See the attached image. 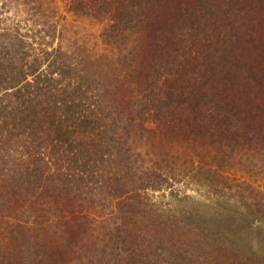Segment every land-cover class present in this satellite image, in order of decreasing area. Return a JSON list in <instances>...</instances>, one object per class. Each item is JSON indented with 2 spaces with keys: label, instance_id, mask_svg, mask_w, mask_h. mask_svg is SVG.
I'll return each instance as SVG.
<instances>
[{
  "label": "trees",
  "instance_id": "16d2710c",
  "mask_svg": "<svg viewBox=\"0 0 264 264\" xmlns=\"http://www.w3.org/2000/svg\"><path fill=\"white\" fill-rule=\"evenodd\" d=\"M0 264H264V0H0Z\"/></svg>",
  "mask_w": 264,
  "mask_h": 264
},
{
  "label": "rangeland",
  "instance_id": "374dc122",
  "mask_svg": "<svg viewBox=\"0 0 264 264\" xmlns=\"http://www.w3.org/2000/svg\"><path fill=\"white\" fill-rule=\"evenodd\" d=\"M250 168L247 169V173L249 176L255 174V165L249 166ZM180 179V183H178L176 186H174L171 189H164L157 192H150L147 195H145L144 198L137 199L134 204V207L136 208L138 203L139 205L142 203L143 206H139L140 209L136 208V211L140 213V217L142 218L141 209H145L148 213V216L150 214L156 216H159L164 210H174L176 213L180 214L182 211H189L193 214L199 213L201 216L200 219L196 217L197 221H204L205 219L210 218L212 214L214 213V209H211V205H216L215 202H213L214 199L210 195H215L219 190V185L216 184H208L205 186H200V182L197 181V179L205 180L204 177H199L198 171L196 172L194 169L190 168L189 172L187 173V177ZM220 183V182H219ZM215 189H217L215 191ZM143 199V200H142ZM144 216V215H143ZM143 219V218H142ZM172 258L175 256L172 253H168Z\"/></svg>",
  "mask_w": 264,
  "mask_h": 264
}]
</instances>
